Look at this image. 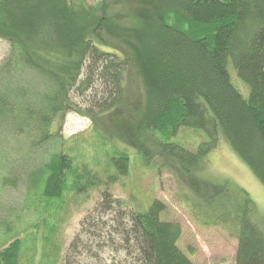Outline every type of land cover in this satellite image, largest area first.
Segmentation results:
<instances>
[{
    "label": "trees",
    "instance_id": "1",
    "mask_svg": "<svg viewBox=\"0 0 264 264\" xmlns=\"http://www.w3.org/2000/svg\"><path fill=\"white\" fill-rule=\"evenodd\" d=\"M79 1L0 0V38L11 46L0 67V127L27 136L29 150L52 145L34 174L33 210L67 190L77 196L104 185L98 172L75 163L66 151L62 132L72 111L89 117L101 134L108 125L126 134L146 163L157 164L156 156L176 161L186 179L207 165L223 135L264 183V0H141L159 9L138 19L134 41L109 39L105 11L88 28L83 22L91 21L105 3L96 7ZM230 62L249 87L247 98L233 82ZM135 70L145 82V109L134 121L130 113L129 120L118 121L134 102H141L124 94L125 77ZM32 74L47 84L36 97L19 86ZM76 96L85 97L89 107L77 104ZM182 128L203 131L205 140L197 150L172 140ZM153 133L160 135L159 143ZM111 164L126 176L131 157L123 151ZM116 180L110 176L107 183ZM192 186L206 191L199 181L192 180ZM236 186L240 214L219 218L237 237L236 264H264V223L252 213L248 191ZM117 202L109 190L103 192V212L114 210ZM197 202L202 203L201 197ZM166 210L163 201L154 199L127 223L123 214L118 217L116 230L133 264H194L179 244L181 224L166 220ZM43 221V238L52 252L57 225ZM23 246L18 237L0 246V264H25Z\"/></svg>",
    "mask_w": 264,
    "mask_h": 264
},
{
    "label": "rangeland",
    "instance_id": "2",
    "mask_svg": "<svg viewBox=\"0 0 264 264\" xmlns=\"http://www.w3.org/2000/svg\"><path fill=\"white\" fill-rule=\"evenodd\" d=\"M86 1L96 7L105 3L91 21L83 23L93 28L105 11L109 18L104 26L110 40L126 37L134 41L138 33L133 29L138 19L143 20L154 9H159L151 2L144 4L141 0ZM81 16L84 18L83 14ZM10 52V44L0 38V67ZM229 70L234 84L247 98L249 87L237 76L232 62ZM125 78L129 82L125 96L140 98L141 102L138 106L134 102L117 120H129L130 113L134 121L135 115L145 109L146 86L138 70L131 78ZM23 80L19 86L23 91L27 88L26 94L34 97L41 95V90L47 87L45 79L34 74ZM74 100L83 108L89 107L85 97L76 96ZM107 127L105 134H101L89 117L73 111L66 116L62 139L67 153L75 163L89 164L103 178L104 185L77 196L67 190L61 198L52 200L39 211L30 206L36 198V195H30L34 191L37 193L34 174L52 145L29 150L27 136H18L10 127H0V246L14 237L22 238L25 264H55L57 261L59 264H133L135 259L123 248V238L116 230L118 217L123 214L127 223L132 213L144 212L154 199H159L167 205L164 218L181 224L183 234L179 244L194 264H236L237 237L219 217L240 214V202L235 194L238 185L248 191L253 200L252 213L258 214L264 223V183L231 148L229 141L221 135L219 146L208 155L207 165L192 170L186 179L180 177L176 161L156 156L157 164H153L155 160L146 163L132 141H127L126 134L118 133L113 125ZM151 136L160 142V135L153 133ZM172 140L195 151L205 137L202 130L182 128ZM123 151L131 157V165L128 175L119 176L111 158L120 156ZM161 165L164 167L158 169ZM110 176H116L117 180L108 184ZM192 180L199 181L205 193L193 187ZM219 187L221 192H218ZM105 190H109L119 204L115 203L114 210L103 212ZM200 197L202 203L197 202ZM42 218L57 225L50 242L52 252L45 243ZM45 252L48 257L44 256Z\"/></svg>",
    "mask_w": 264,
    "mask_h": 264
}]
</instances>
